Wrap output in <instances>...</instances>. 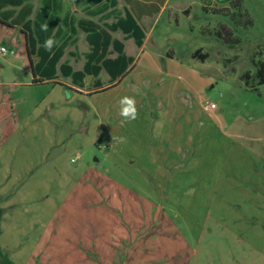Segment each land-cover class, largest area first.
<instances>
[{
    "label": "rangeland",
    "instance_id": "rangeland-1",
    "mask_svg": "<svg viewBox=\"0 0 264 264\" xmlns=\"http://www.w3.org/2000/svg\"><path fill=\"white\" fill-rule=\"evenodd\" d=\"M130 1L0 0L12 26L0 22L3 254L14 264H264V0H169L163 15L191 14L187 26L208 58L195 69L211 78L202 94L219 119L202 131L190 123L189 159L130 148L143 161L127 157L130 140L110 147L113 119L98 116L119 107L135 78L93 91L112 81L104 58L121 45L132 61L139 47L113 29ZM138 1L154 19L164 0ZM142 26L145 35L149 20ZM36 66L52 79L34 82ZM159 86L145 91V116L126 129L145 133Z\"/></svg>",
    "mask_w": 264,
    "mask_h": 264
},
{
    "label": "crops",
    "instance_id": "crops-1",
    "mask_svg": "<svg viewBox=\"0 0 264 264\" xmlns=\"http://www.w3.org/2000/svg\"><path fill=\"white\" fill-rule=\"evenodd\" d=\"M155 2L151 1L147 4L155 5ZM168 2L169 0H164L160 6L156 5L157 15L152 19L148 12L149 5H141L138 0L130 1L132 4L127 6L125 11L128 10L131 13L140 27H143L145 19L149 20V26L145 30L142 45L137 48L134 59L128 64L125 72L116 80L111 81L108 87L114 86L105 87V89H116L122 81L133 76L135 86H133L134 89L131 90L129 97L135 98L138 109L146 106L145 91L149 90L152 85H160L157 90L158 94H161H159L160 97H157L160 101L157 99L152 103L153 107L149 105L145 110L146 116H153L154 121L145 118V122L148 121L145 133H142L143 130L136 133L131 128L126 129V122L120 117L118 106L117 109L112 110L103 108L98 113L102 119L110 117L113 119V123L114 121L123 123L124 130L122 124H117L120 128L116 125L112 126L113 123L110 125L111 127L109 126L108 145L113 147L116 143L122 144L130 140L133 146L123 145V147L129 148V154H127L129 159H142V161L148 157L149 159H189L190 149L195 147L194 131L191 132L190 123L195 122L200 128L199 130L202 131L206 123L211 125L213 115L219 119V114L214 111L217 107L215 109L206 107L208 103L212 102H208L202 94L211 78L206 77L201 70L195 69L196 66L207 65L208 58L202 46H195L194 33L187 26L191 14L187 15L188 11L184 8L176 15L171 11L172 17L169 14L163 15L164 10L169 8L167 7ZM164 43L165 48L162 47ZM25 44L27 46L26 37ZM195 51H198V57L193 56ZM31 55L30 60H32ZM47 69L48 67L38 70L36 66L35 78H39V74ZM45 81L47 80L45 79ZM93 91L99 93L104 90ZM89 92L85 93L94 94ZM139 112L138 110L137 119L141 116ZM142 113L144 114V111ZM116 117L117 120H114ZM137 119L128 122H135ZM133 147L145 149L148 157H143L142 153L134 150L131 151L130 148L134 149ZM151 149H155V152ZM183 151L186 152L183 153ZM192 157L194 158L195 154ZM132 162L130 161V163Z\"/></svg>",
    "mask_w": 264,
    "mask_h": 264
},
{
    "label": "trees",
    "instance_id": "trees-1",
    "mask_svg": "<svg viewBox=\"0 0 264 264\" xmlns=\"http://www.w3.org/2000/svg\"><path fill=\"white\" fill-rule=\"evenodd\" d=\"M125 13H126V17L124 19L118 20L116 22V24L113 26V29L114 30L120 29L125 35L135 37L137 45L141 46L142 42H143V39H144V36H145L144 32H143L142 28L138 25V23L135 21V19L131 15V13L128 10H126ZM0 22L3 23V24L8 25V23H6L2 19H0ZM8 26H11V25H8ZM26 38H27L28 55L30 57V55L32 53V50H30L29 47H28V44H29L30 40H29V37L27 35H26ZM116 49L119 52L117 57H115V58H104L101 61V66L103 68H105V70L108 72V74L110 75L112 81H114L117 78H119L125 72L128 64L131 62V60L126 61L124 56L121 54V45H118V47H116ZM193 56L194 57H198V51H195ZM203 60H204V58H203ZM45 72H43L41 74V77H43V78H41V77L40 78H35L34 77V82L37 83V82H41V81H43L45 79L46 80L52 79L51 76H47L46 78H44ZM257 77L259 79V85H264V62L260 63V65H259V68L257 70ZM112 86H114V85H112ZM112 86L107 87V88H111ZM106 89H103V90H106ZM3 212H4V210L2 208H0V223H1V220H2ZM0 233H1V226H0ZM0 264H14L13 262H11L7 258V256H5L3 254L1 248H0Z\"/></svg>",
    "mask_w": 264,
    "mask_h": 264
},
{
    "label": "clouds",
    "instance_id": "clouds-1",
    "mask_svg": "<svg viewBox=\"0 0 264 264\" xmlns=\"http://www.w3.org/2000/svg\"><path fill=\"white\" fill-rule=\"evenodd\" d=\"M43 30H47V26H44ZM56 41L54 38L49 37L44 42V48L47 51H51L55 46ZM119 115L124 122L133 121L138 117V109L136 107V101L134 97L124 96L119 100Z\"/></svg>",
    "mask_w": 264,
    "mask_h": 264
},
{
    "label": "built area",
    "instance_id": "built-area-1",
    "mask_svg": "<svg viewBox=\"0 0 264 264\" xmlns=\"http://www.w3.org/2000/svg\"><path fill=\"white\" fill-rule=\"evenodd\" d=\"M7 52H8V49L5 46L0 47V53L1 54H6ZM206 107H208L209 109H215L216 108L214 103H208V105Z\"/></svg>",
    "mask_w": 264,
    "mask_h": 264
}]
</instances>
